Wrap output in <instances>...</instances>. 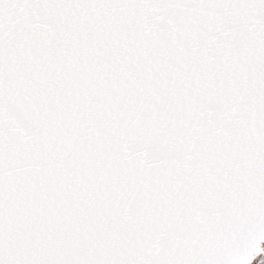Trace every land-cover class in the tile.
<instances>
[{"label":"snow or ice","instance_id":"1","mask_svg":"<svg viewBox=\"0 0 264 264\" xmlns=\"http://www.w3.org/2000/svg\"><path fill=\"white\" fill-rule=\"evenodd\" d=\"M0 264H264V0H0Z\"/></svg>","mask_w":264,"mask_h":264}]
</instances>
